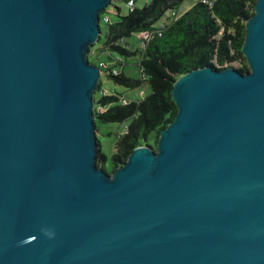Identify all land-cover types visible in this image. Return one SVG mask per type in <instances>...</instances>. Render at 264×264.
Wrapping results in <instances>:
<instances>
[{
	"label": "water",
	"instance_id": "95a60500",
	"mask_svg": "<svg viewBox=\"0 0 264 264\" xmlns=\"http://www.w3.org/2000/svg\"><path fill=\"white\" fill-rule=\"evenodd\" d=\"M112 0H0V264H264V0L250 71L175 82L154 149L97 166L89 60Z\"/></svg>",
	"mask_w": 264,
	"mask_h": 264
},
{
	"label": "trees",
	"instance_id": "16d2710c",
	"mask_svg": "<svg viewBox=\"0 0 264 264\" xmlns=\"http://www.w3.org/2000/svg\"><path fill=\"white\" fill-rule=\"evenodd\" d=\"M130 0H112V3L129 2ZM135 3L138 0H134ZM257 0H197L187 11L174 19L162 30V34L154 32L145 48L132 51L125 43L135 32L154 31L155 25L168 10H178L184 0H151L143 7L136 5L115 22H108L106 40L98 53L107 51L114 59L113 53L124 56L140 51L141 77L134 78L123 71L112 73L123 61L112 63L110 73L113 80L128 88H136L149 80L152 92L144 99L121 103V94L106 93L99 99V104L109 106L95 116L102 123L129 121L128 130L119 133L115 152L112 154L113 172L126 163L135 148L148 145L157 148L161 131L174 120L178 106L173 98L172 89L176 80L183 74L201 67L211 66L218 70L233 67L243 73L250 71L243 45L247 35V21L255 14ZM119 13L121 8L118 6ZM106 11V10H105ZM92 51V49H91ZM96 53V54H98ZM95 54V55H96ZM90 54L89 60L91 61ZM100 59L93 61L96 65ZM92 62V61H91ZM147 75V78L144 77ZM102 90V80L98 84ZM95 120V129L98 125ZM153 133L157 136L151 139ZM97 166L107 171L108 155L102 149L97 136ZM109 173V172H108Z\"/></svg>",
	"mask_w": 264,
	"mask_h": 264
},
{
	"label": "rangeland",
	"instance_id": "374dc122",
	"mask_svg": "<svg viewBox=\"0 0 264 264\" xmlns=\"http://www.w3.org/2000/svg\"><path fill=\"white\" fill-rule=\"evenodd\" d=\"M195 0H184V3L182 6L175 10L179 13H184L187 11ZM197 1V0H196ZM151 2V0H138L136 2V5L139 7H143L146 3ZM118 6L121 8V13H119ZM130 11L129 6L126 2H119L115 5V3H111L106 11H104L101 16V30L102 34L98 42L91 45L90 50L96 51V53L99 52V49L104 45L106 40V33H107V27L108 23L105 20V15H107L112 22L118 21L120 19V15H125ZM172 13V10H168L165 14V16L162 18L164 20L168 16H170ZM127 42L130 45V48L132 51H136L140 48L142 37L139 32H135L130 38L127 39ZM97 55L100 59L106 60L109 63H113V58L110 57L109 52L104 51L101 53H98L94 56H92L90 59L91 61L97 60ZM113 56L116 58H121V60L124 62V65H117L116 68L120 70V72H124L126 75L134 78H140L141 77V68H140V61H141V52L138 51L136 54H132L129 56H124L119 52H114ZM102 89H105L108 93H119L121 96L125 97L129 100H139L144 99L146 96L151 94L152 92V85L150 84L149 80H146L143 82V84L136 88H128L122 84L116 83L113 78L109 77L107 74H103L102 76ZM101 90H96L94 93L95 98V104H94V114L95 111L99 112L100 104L99 99L102 96ZM95 120L98 119L95 116ZM130 122L126 121L123 123L118 122H109V123H102L100 121H97L98 129L96 132V135L100 138L102 143V149L104 153L108 155V162H107V171L112 174L113 173V163L111 161L112 154L115 152L116 149V143L119 139V133L123 131L125 126H127ZM157 134L153 133L151 136V139L154 140L156 138Z\"/></svg>",
	"mask_w": 264,
	"mask_h": 264
},
{
	"label": "built area",
	"instance_id": "2783aa9c",
	"mask_svg": "<svg viewBox=\"0 0 264 264\" xmlns=\"http://www.w3.org/2000/svg\"><path fill=\"white\" fill-rule=\"evenodd\" d=\"M203 1H204V2H209V0H203ZM127 5L129 6V9H130V10H134L135 7H136V3H135L134 0H130L129 2H127ZM181 14H182V13H179V12H177V11H175V10H172V13H171L170 16H168V17L165 18L164 20L161 19V20L155 25V28H156V29H155L154 31L145 30V31H141V32H139V33L141 34V37H142V42H141L140 48H145V47L147 46V43H148V41L151 39V37H152V35L154 34V32H158L159 34H162V30H163V28H165L168 24H170L174 19L178 18ZM164 16H165V15H164ZM104 17H105V20H106L107 23H108V22H112V21L110 20V18H109L107 15H105ZM101 18H102V16H101ZM120 43L124 44L127 48H130V45L127 44V43H125V40H124V39L120 40ZM90 54H91L92 56H94V55L96 54V51H94V50L91 51V50H90ZM113 60H114L113 63H117V62H119V61H122L121 58H116V59H115V57H114ZM123 65H124V64H123ZM98 66H99L100 69H101V78H100V80H102V76H103V74L110 73L111 70L108 71V69H110L111 63H109V62L106 61V60H101V61L99 62V64H98ZM112 73H114V74L117 75V74L120 73V70H118L116 67H114V68L112 69ZM144 77L147 78V75H144ZM101 91H102V94H106V93H108V92H106L105 89H102ZM131 101H132V100L126 99L125 97L122 96L121 103H123V104H127V103H130ZM108 107H109V106H102V105H100V109H99V111H100V112H103V111H105ZM127 130H128V126H125V128L123 129V131L120 132V135H121V134H124L125 132H127Z\"/></svg>",
	"mask_w": 264,
	"mask_h": 264
},
{
	"label": "crops",
	"instance_id": "0c3cea01",
	"mask_svg": "<svg viewBox=\"0 0 264 264\" xmlns=\"http://www.w3.org/2000/svg\"><path fill=\"white\" fill-rule=\"evenodd\" d=\"M195 2H196V0L194 1V3H195ZM194 3H193V4H194ZM193 4H192V5H193Z\"/></svg>",
	"mask_w": 264,
	"mask_h": 264
}]
</instances>
